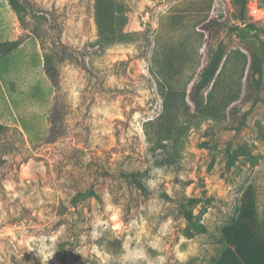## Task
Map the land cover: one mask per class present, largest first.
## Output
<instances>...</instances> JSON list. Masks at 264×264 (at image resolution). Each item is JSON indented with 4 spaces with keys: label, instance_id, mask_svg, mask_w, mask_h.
<instances>
[{
    "label": "rangeland",
    "instance_id": "rangeland-1",
    "mask_svg": "<svg viewBox=\"0 0 264 264\" xmlns=\"http://www.w3.org/2000/svg\"><path fill=\"white\" fill-rule=\"evenodd\" d=\"M25 1L22 25L0 0V43L19 44L0 58V264H213L223 227L264 211V63L259 89L246 71L225 120L193 125L177 156L168 151L173 163L155 166L144 129L162 110L154 60L181 55L171 85L188 94L218 48L258 53L264 0H248L245 24L232 0H115L131 37L107 49L96 44L94 0ZM31 13L56 52V83ZM242 147L249 156L227 170L225 151ZM133 172L147 195L123 178ZM190 198L207 234L185 235Z\"/></svg>",
    "mask_w": 264,
    "mask_h": 264
},
{
    "label": "trees",
    "instance_id": "trees-1",
    "mask_svg": "<svg viewBox=\"0 0 264 264\" xmlns=\"http://www.w3.org/2000/svg\"><path fill=\"white\" fill-rule=\"evenodd\" d=\"M238 6L237 19L245 24V12H247L248 0H232ZM11 10L17 15L19 22L24 25L28 15L29 5L25 0H7ZM94 20L97 30V46L107 49L119 44H125L130 40L131 34L125 32L127 17L124 9H117L115 0H94ZM34 26L30 32L39 41L44 51L45 73L53 83L58 82V71L55 67L56 52L47 51L44 38L40 31V17L31 13ZM258 39L256 27L247 25ZM234 29L233 31H235ZM55 45V44H54ZM18 42L0 43V58L8 56L18 48ZM60 58L58 62H62ZM183 60L179 54L170 50L157 55L154 60L157 76V89L162 98V110L152 120L144 123L145 134L148 140L154 142L155 166H162L171 160L168 151H173L177 156V148L183 134H186L193 125L199 126L201 121H224L233 103L241 98L242 81L246 71H250L251 84L254 89H259L263 80L264 44L258 47V53L249 59L240 49L230 50L224 53L218 48L209 56L207 64L201 69L198 79L187 94V86H172L171 82L179 75V69L175 65ZM223 62V63H222ZM195 119L194 124L191 120ZM194 126V127H195ZM5 132V127L0 124V138ZM169 147V150L167 148ZM227 161L226 169L230 170L239 156H249L247 149H227L225 151ZM123 178L140 190L144 195L149 189L139 173H125ZM94 196V193H90ZM166 199H168L167 195ZM200 203L199 198H190L182 206V214L186 221L185 235L192 237L196 234H207L206 227L194 220V214L189 207ZM256 225L259 231L264 228V211L262 217L256 210ZM222 240V239H220Z\"/></svg>",
    "mask_w": 264,
    "mask_h": 264
},
{
    "label": "crops",
    "instance_id": "crops-1",
    "mask_svg": "<svg viewBox=\"0 0 264 264\" xmlns=\"http://www.w3.org/2000/svg\"><path fill=\"white\" fill-rule=\"evenodd\" d=\"M255 213L242 215L241 222L235 219L225 231L223 227L225 245L213 264H264V228L258 230Z\"/></svg>",
    "mask_w": 264,
    "mask_h": 264
}]
</instances>
